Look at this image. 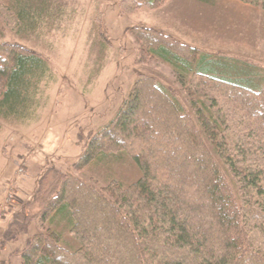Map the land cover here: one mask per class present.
Here are the masks:
<instances>
[{
  "label": "trees",
  "instance_id": "trees-1",
  "mask_svg": "<svg viewBox=\"0 0 264 264\" xmlns=\"http://www.w3.org/2000/svg\"><path fill=\"white\" fill-rule=\"evenodd\" d=\"M30 2L16 1L15 19L33 30L37 14L28 12ZM131 33L140 51L148 47L172 66L188 70L198 56L157 31ZM208 57H198L197 74L214 77L225 91L211 99L210 116L194 103L186 112L173 91L139 76L73 170L124 152L140 177L125 188L117 182L97 188L58 174V189L36 213L40 231L26 241L21 264H264V87L251 86L254 72L228 64L206 70ZM43 64L15 43L0 44V118L28 115L36 82L46 76ZM16 214L8 237L27 231L30 219ZM63 220L79 244L72 251L49 226Z\"/></svg>",
  "mask_w": 264,
  "mask_h": 264
},
{
  "label": "rangeland",
  "instance_id": "rangeland-1",
  "mask_svg": "<svg viewBox=\"0 0 264 264\" xmlns=\"http://www.w3.org/2000/svg\"><path fill=\"white\" fill-rule=\"evenodd\" d=\"M16 1L0 0V44L15 43L37 54L46 76L36 82L28 115L0 118V264H21L26 241L40 231L36 213L58 189V174L69 172L97 188L111 182L125 188L140 177L124 152L73 170L91 136L115 117L139 76L173 91L186 112L192 113L194 103L208 116L211 99L225 91L214 77L197 74L201 54L209 55L202 65L206 70L228 64L254 72L251 86L264 87L260 0H161L152 6V0H29L28 12L37 14L33 30L16 21ZM135 28L169 36L198 56L188 70L172 66L151 56L148 47L140 51L131 33ZM15 213L30 220L27 231L13 238L8 227ZM49 226L61 233L63 248L79 246L65 220Z\"/></svg>",
  "mask_w": 264,
  "mask_h": 264
}]
</instances>
